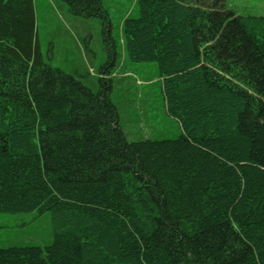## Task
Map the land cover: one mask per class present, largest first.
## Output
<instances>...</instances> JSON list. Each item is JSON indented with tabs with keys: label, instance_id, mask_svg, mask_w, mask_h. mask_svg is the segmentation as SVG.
<instances>
[{
	"label": "trees",
	"instance_id": "obj_1",
	"mask_svg": "<svg viewBox=\"0 0 264 264\" xmlns=\"http://www.w3.org/2000/svg\"><path fill=\"white\" fill-rule=\"evenodd\" d=\"M99 19L103 0H61ZM122 26L155 63L174 139L129 141L94 92L47 64L34 0H0V214L51 215L52 244L0 248V264H264V16L224 0H139Z\"/></svg>",
	"mask_w": 264,
	"mask_h": 264
},
{
	"label": "rangeland",
	"instance_id": "obj_2",
	"mask_svg": "<svg viewBox=\"0 0 264 264\" xmlns=\"http://www.w3.org/2000/svg\"><path fill=\"white\" fill-rule=\"evenodd\" d=\"M138 1L103 0L110 15L116 50L111 75L101 72L108 60L102 21L73 16L61 0H34L38 42L47 64L74 75L94 92L101 89L100 78L112 81L110 97L129 141L174 139L181 128L167 111L157 64L131 62L123 44V23L127 18L138 17ZM224 3L237 15L264 16V0H224ZM53 241L50 213L0 214V248L45 247Z\"/></svg>",
	"mask_w": 264,
	"mask_h": 264
}]
</instances>
